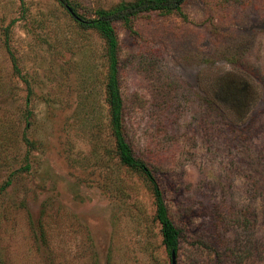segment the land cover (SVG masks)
I'll list each match as a JSON object with an SVG mask.
<instances>
[{"label":"rangeland","instance_id":"obj_1","mask_svg":"<svg viewBox=\"0 0 264 264\" xmlns=\"http://www.w3.org/2000/svg\"><path fill=\"white\" fill-rule=\"evenodd\" d=\"M89 17L138 0H69ZM126 135L177 264H264V0L118 21ZM106 44L58 0H0V264H172L110 131Z\"/></svg>","mask_w":264,"mask_h":264},{"label":"trees","instance_id":"obj_2","mask_svg":"<svg viewBox=\"0 0 264 264\" xmlns=\"http://www.w3.org/2000/svg\"><path fill=\"white\" fill-rule=\"evenodd\" d=\"M72 18L84 29L96 31L106 44L108 72L106 95L109 105L110 131L115 141L117 155L124 167L141 176L149 185L155 200V220L160 225L163 245L176 261L180 257L183 232L175 224L165 199V192L155 172L147 162L136 157L126 135L123 98L119 79V36L115 27L118 21L131 26L133 19L143 13L173 14L181 10L185 0H138L122 4L112 10L96 9L89 17L79 13L69 0H58Z\"/></svg>","mask_w":264,"mask_h":264},{"label":"water","instance_id":"obj_3","mask_svg":"<svg viewBox=\"0 0 264 264\" xmlns=\"http://www.w3.org/2000/svg\"><path fill=\"white\" fill-rule=\"evenodd\" d=\"M172 264H177V261H176V258H175L174 254H173V257H172Z\"/></svg>","mask_w":264,"mask_h":264}]
</instances>
